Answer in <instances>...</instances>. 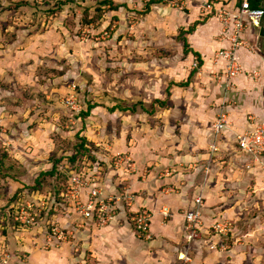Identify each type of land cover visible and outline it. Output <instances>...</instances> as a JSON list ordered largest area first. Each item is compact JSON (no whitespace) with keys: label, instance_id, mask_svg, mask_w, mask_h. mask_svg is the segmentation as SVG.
<instances>
[{"label":"crops","instance_id":"1","mask_svg":"<svg viewBox=\"0 0 264 264\" xmlns=\"http://www.w3.org/2000/svg\"><path fill=\"white\" fill-rule=\"evenodd\" d=\"M10 1L0 0V65H24L35 56L33 49L52 44L41 40L37 24L29 26L30 0ZM103 2L97 7L94 0L68 5L75 12L104 9L105 18L120 17L118 35L125 34L128 9L147 7L141 10L146 14L140 26L131 28L133 39L123 37L117 44L126 66L121 72L129 81L117 95L132 105L104 108L109 118L104 116L101 124L109 131L100 138L115 151L130 154V168L122 161L112 174L122 181L118 188L137 192L132 212H152L150 235L140 239L122 214L120 225L100 229L83 216L73 221L74 214L65 206L60 212L55 204L54 214L17 234L9 231L14 227L4 217L0 253H11L8 264H264V159L245 154L237 143L240 134L251 130L250 118L264 120V19L248 24L245 39L250 46L238 52L244 73L228 88L227 64L216 56L230 43L222 38L223 25L215 13L207 14L203 7L211 2L235 10L240 0H186L179 8L143 0L96 4ZM260 3L264 9V0ZM196 58L199 74L192 67ZM157 110L162 120L148 119ZM222 113L227 114L228 129L217 135L214 126ZM106 182L111 187L114 178L108 175ZM199 197L202 207L196 203ZM195 210L202 211L204 223L200 238L191 240L185 215ZM216 220L233 224L228 236L212 231ZM57 222L72 238L64 243L65 238L56 237L48 245V226Z\"/></svg>","mask_w":264,"mask_h":264},{"label":"rangeland","instance_id":"2","mask_svg":"<svg viewBox=\"0 0 264 264\" xmlns=\"http://www.w3.org/2000/svg\"><path fill=\"white\" fill-rule=\"evenodd\" d=\"M64 2L43 0L40 5L30 0L29 26L37 24L41 40L50 42L52 46L33 49L35 56L28 57L24 65H0V221L5 217L11 221L12 228H16L20 225L14 219L19 208L33 201L44 210L42 203H50V194L56 196L57 190L64 184V196L70 188L71 180L78 177L84 184L79 199L82 206L88 201L89 189L97 188L102 194V200L115 208L113 215L116 220L108 227L120 225L122 214V221L129 224L140 239L145 240L147 236L138 232L134 221L139 211L132 212L138 194L131 189L124 191L118 188L122 181H117V175L112 174L122 161L127 168L131 166V156L115 151L112 143L101 140L105 137L101 135L109 131L107 125L102 127L101 121L107 114L104 108L110 110L124 103L122 96L119 97L117 93L129 81L127 75L121 72L126 66L122 64L120 45L117 44L123 37L128 41L133 39V30L140 26L146 14L141 10L147 7L128 9L125 34L118 35L120 17L112 18L109 15L105 18L107 11L104 9L96 13H84L81 10L75 12L71 9L72 5H68L75 1ZM104 3L93 4L97 7ZM157 3L168 5L164 2L150 4ZM50 25L53 27L47 29ZM127 26L130 31H127ZM162 52L158 51V54ZM153 98L146 97L147 100ZM72 99L78 104L80 112L69 105ZM151 103L153 101L147 105ZM154 103L160 110L159 104ZM124 105L131 107L132 102L126 101ZM97 107L99 109L96 110ZM158 110L149 113L148 119L157 122L162 120V113ZM105 118L108 119L109 115ZM94 136L98 138L99 145L94 142ZM82 138L87 139V148L91 153L78 157L73 163L72 158L77 156V146ZM54 165L58 171L47 183L42 174L51 171ZM108 175L114 178L111 187L106 182ZM38 181L43 186L39 187ZM39 196L43 200L38 199ZM128 197L134 199L129 201ZM63 198L58 203V210L64 211L65 206L74 214L72 220L79 221L81 212ZM11 205L15 206L14 209L10 208ZM142 211L150 212L147 209ZM150 214L153 216L152 212ZM78 224L81 225L80 222ZM57 225L64 231L62 224L57 222ZM14 228L9 231L17 234L25 229L30 230L21 226ZM51 229L52 225H49V233ZM48 231L44 230L46 233ZM64 235L63 242L69 243L67 237L71 239V235ZM2 246L3 243H0ZM43 249L52 248L45 246ZM2 251L0 260L6 255L13 258L11 253H4V249Z\"/></svg>","mask_w":264,"mask_h":264},{"label":"built area","instance_id":"3","mask_svg":"<svg viewBox=\"0 0 264 264\" xmlns=\"http://www.w3.org/2000/svg\"><path fill=\"white\" fill-rule=\"evenodd\" d=\"M37 4H43V0H34ZM75 2H80L81 0H72ZM95 2H102L106 0H94ZM146 3L154 2H168L172 7L179 8L186 0H143ZM260 2L262 0H240V6L235 10H227L224 8H216L211 2H207L203 7V12L207 14H214L220 20L223 25L222 38L230 43V47L218 52L216 60H224L227 64V72L225 74L226 87L230 86L232 80L238 78L244 73L243 66L238 59V52L242 48H249L250 44L245 39V34L248 29V24H258L264 19V9L253 8L252 2ZM194 70L201 73V64L198 58L195 59ZM257 76V73L254 74ZM229 88V87H228ZM69 105L72 109L80 112L78 104L75 100H69ZM251 120V130L240 134L237 139V143L241 151L245 154L253 156L257 160L264 159V120ZM228 129L227 114L222 113L218 122L214 126L215 133L217 135L223 133ZM214 151H218V148L214 147ZM83 183L80 178L75 177L71 180V185L69 190L63 196L72 205L76 207L78 211L85 220L96 222V226L99 228L108 227L109 224H113L115 219L114 207L111 204H106L102 200L101 192L94 187L89 189L88 201L82 206L80 202V197L82 193ZM134 197H128L129 201H132ZM112 202V201H111ZM132 203V202H130ZM197 206L202 207L204 202L203 198L199 197L196 200ZM50 204L43 202V209H48ZM41 206L33 203L27 202V204L19 208L16 216L15 222L20 224L22 227L29 228L34 227L38 224V217L42 214L43 210ZM52 207V206H50ZM135 216L134 221H136L138 232L142 235L149 236L150 227L152 223L153 216L148 211L138 212ZM168 216V213L165 214ZM185 219L189 224L191 230L190 239L200 238V228L203 226V214L201 210H195L189 212L185 215ZM111 224V225H112ZM212 231L216 234L228 236L233 230V224L228 221L216 220L211 225ZM64 238V234L59 228V226L52 225L51 235L49 236L48 245L53 244L54 238ZM11 259L10 255H6L0 260V264H8Z\"/></svg>","mask_w":264,"mask_h":264},{"label":"trees","instance_id":"4","mask_svg":"<svg viewBox=\"0 0 264 264\" xmlns=\"http://www.w3.org/2000/svg\"><path fill=\"white\" fill-rule=\"evenodd\" d=\"M66 2H67V0H65L64 3H66ZM252 7L253 8H260V7H262V4L260 2L255 1V2H252ZM159 103H161V102H159ZM89 113H91V112H89ZM80 141H81L80 144L77 146L78 147L77 148L78 149L77 154H76L77 156L75 158H72L73 163H75V161L77 160L78 157H85L86 154L91 153L90 150H88V148H87L88 147L87 146L88 145L87 139L82 138ZM57 171H58V169L54 165L53 169L51 171L43 173L42 176H44V179L47 180V183H48V181L52 180L56 176L55 174L57 173ZM37 185H39V187L43 186V184L40 183L39 181L37 182ZM53 189H55V188H53ZM64 189H65L64 184H61L60 188L57 190L56 196L53 195L55 197H53L52 194H50V203L49 204L53 205V206L52 207L49 206L48 209L43 210L42 214H40L38 217V221H40L42 218H45V216L49 213H50V216L52 215V213L53 214L55 213V209H54L55 206L54 205L63 201ZM19 195H20V193H19Z\"/></svg>","mask_w":264,"mask_h":264}]
</instances>
